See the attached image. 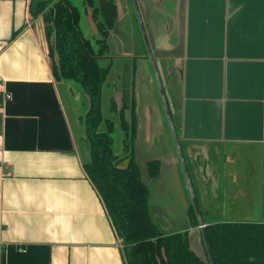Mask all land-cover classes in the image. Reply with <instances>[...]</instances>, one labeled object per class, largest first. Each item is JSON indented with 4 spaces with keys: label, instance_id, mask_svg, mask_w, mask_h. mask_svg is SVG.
Returning a JSON list of instances; mask_svg holds the SVG:
<instances>
[{
    "label": "crops",
    "instance_id": "1",
    "mask_svg": "<svg viewBox=\"0 0 264 264\" xmlns=\"http://www.w3.org/2000/svg\"><path fill=\"white\" fill-rule=\"evenodd\" d=\"M136 2L181 152L217 149L195 168L197 185L208 183L196 197L204 220L264 222V0ZM28 4L0 0V264H126L83 170L86 143L60 87L72 83L54 80L43 19ZM164 32L176 61L162 73L154 52ZM74 86L84 113L87 97ZM134 100V149L142 143L160 165L161 149L174 166L154 96L139 89ZM176 191L182 212L167 215V224L186 225L178 184ZM198 231L188 230L193 250Z\"/></svg>",
    "mask_w": 264,
    "mask_h": 264
},
{
    "label": "trees",
    "instance_id": "2",
    "mask_svg": "<svg viewBox=\"0 0 264 264\" xmlns=\"http://www.w3.org/2000/svg\"><path fill=\"white\" fill-rule=\"evenodd\" d=\"M81 7L92 25V38L83 32L81 8L72 0H29L28 4L31 16L43 19L54 80L71 82L87 97V109L80 117L88 151L83 170L103 204L114 233L121 238L126 264H210L204 246L202 256L190 246L188 230L198 227L190 201L185 209L187 224L181 228L162 230L151 216L149 189L134 156L137 120L132 90L133 62L128 68L131 85L120 95V106L115 94L106 97L113 69L110 38L118 32L117 0H81ZM15 34L13 31L12 37ZM131 60L134 61L133 56ZM105 97L109 101L106 112ZM165 100L176 129L175 116L166 97ZM117 128L123 133L122 157L113 149ZM143 166L149 179L159 176L158 158L145 159ZM195 200L198 207L196 197ZM198 211L205 223L204 234L214 264H264V222H206L199 207ZM199 234L201 239L200 229Z\"/></svg>",
    "mask_w": 264,
    "mask_h": 264
},
{
    "label": "rangeland",
    "instance_id": "3",
    "mask_svg": "<svg viewBox=\"0 0 264 264\" xmlns=\"http://www.w3.org/2000/svg\"><path fill=\"white\" fill-rule=\"evenodd\" d=\"M72 2L81 8L82 11L81 26L83 32L86 34V36L92 38L94 31H92L93 28L92 25L89 24L88 18L85 17L84 10L81 7V0H72ZM117 5H118V15H119V21L117 27L118 32L116 33L114 32L113 38L112 37L110 38V46H111L110 54L113 57V69L109 74V78H108L109 86L107 87L106 90V97H108L110 94L112 95L115 94L116 103L118 104V106H120L121 104L120 95H122V92H125L131 85L128 80L129 77L128 68L130 69V66L133 62L135 65V71L132 81V90L133 92L135 91L139 92L140 89V92H143L144 94L149 93L154 96L160 115V124L163 128L164 137L166 138L167 147L169 149L170 154L174 157L173 160L175 162L174 166H171V164H169L167 160V157L165 156V153L162 152L161 149H159L158 154L157 153L155 154L160 156L161 170L159 176H157L156 179H149L145 175L143 163L145 159L151 158L154 155L151 154L152 151L150 153H145L142 148V143H138L137 147L135 146L134 149L136 152L135 158L138 164L139 172L149 189L148 204H149L150 213L156 225L162 230H168V229L172 230L174 228H181L180 226H183L181 220H176V222H171L170 225H168L167 215L175 214L176 216H178V214L182 212V203L180 204L179 201V197L176 191V184H178V187L181 189L186 204L190 201L186 189L185 181L180 169L179 162L175 154V150L173 148L174 146L172 144L171 137L167 130L165 119L163 117L151 68L146 57V51L141 39V35L131 6V2L130 0H117ZM145 8L146 6L144 7V10ZM151 29L149 26L148 30L150 32ZM154 30L157 31L156 28H154ZM145 31L147 32V29H145ZM166 34L167 33L164 32V38H162V40L159 42V46L155 48V52H154L156 56V62L158 63L159 69L162 73H164V71L165 72L174 71L175 70L174 62L176 61L175 59L172 58L173 54L170 52V49L164 48L165 47L164 45L168 44V43L165 44V42H167L165 39L167 38ZM132 56L134 57V61L131 60ZM161 57H165V58H161ZM104 62L107 61L105 60ZM163 62L165 63V69L162 65ZM121 83L123 84L122 87H121ZM68 85L69 86L66 85L60 86L62 88L63 101L65 103V107L69 114V118L76 135L77 136L82 135L81 140H83L84 138L82 133L83 132L82 127L80 124L81 122L80 117L83 115V110L85 106L81 105V107H79L78 105L79 100L77 99L79 97V94L74 93V91H77V89L73 88L75 87L74 84H68ZM125 87L126 90H124ZM106 97L103 100L105 112H106V106L108 108L107 102H109L108 99L106 100ZM83 99H84V95L81 92V100ZM175 120H176L175 122H177L176 116H175ZM122 135H123L122 131L117 128L116 132L114 133L113 149H114V153H116L118 157H122L124 155L121 144ZM154 144H156L155 141ZM190 150L192 152L198 151L199 153L194 155L191 154L190 151L188 150L186 153L182 152V155L186 164L188 163V159H189V164L187 166L190 174L188 177L191 185L193 186L192 188L195 194L194 197H197L198 196L197 190L199 189V187H204L208 185V183H203V184L200 183V185H197L199 184L200 180H198L197 178L198 174L195 171V168H197L201 164V159L199 158L204 157L205 151L201 153L199 149L191 148ZM212 150L213 152L217 151V149H215L214 147H210V149H206L205 157L208 159L206 163H208L209 160L211 159V155L213 153L211 152ZM195 159H196V164H194ZM220 164H223V162H220ZM220 167H223V165H220ZM192 171H195L196 175ZM177 219H181V218L177 217ZM197 236L199 242L197 245V249L194 251L202 256L203 245L200 239L199 231ZM190 242H194L192 235L190 236ZM192 246L195 247L194 245Z\"/></svg>",
    "mask_w": 264,
    "mask_h": 264
},
{
    "label": "water",
    "instance_id": "4",
    "mask_svg": "<svg viewBox=\"0 0 264 264\" xmlns=\"http://www.w3.org/2000/svg\"><path fill=\"white\" fill-rule=\"evenodd\" d=\"M130 2H131V6H132V9H133V12H134V15H135V19H136V22H137V25H138V29H139V32H140V35H141V39H142V42H143V45H144V48H145V51H146V57H147V60L149 62L150 68H151L152 76H153V79H154V83H155L156 91H157V94H158V97H159V101H160V104H161V108H162V111H163V115H164L168 130H169V134H170L173 146H174L175 154H176L177 160L179 162L180 169H181L184 181H185V185H186V189H187V192H188V195H189L190 203H191V205L193 207V210H194V213H195V216H196V220H197V223H198V227L200 229L203 246H204L207 258L209 260V263L210 264H214L213 258L211 256V253H210V250H209L206 238H205L204 224H203V222L201 220V217H200V214H199V211H198V207H197V203H196V200H195V197H194L193 189H192L189 177H188L186 164H185V161H184V158H183V155H182V152H181V148H180V145H179V142H178V138H177V135H176V131L174 129V126H173V123H172V119H171V116H170V113H169V110H168V107H167V104H166L164 92H163V89L161 87L160 79H159V76H158V72H157V69H156V65H155V62H154V59H153V56H152V52H151L149 43H148V40H147V36H146L145 30H144V26H143V22H142V19H141V16H140V12H139V9H138V6H137V2H136V0H130Z\"/></svg>",
    "mask_w": 264,
    "mask_h": 264
},
{
    "label": "built area",
    "instance_id": "5",
    "mask_svg": "<svg viewBox=\"0 0 264 264\" xmlns=\"http://www.w3.org/2000/svg\"><path fill=\"white\" fill-rule=\"evenodd\" d=\"M6 97H9V95H7Z\"/></svg>",
    "mask_w": 264,
    "mask_h": 264
}]
</instances>
